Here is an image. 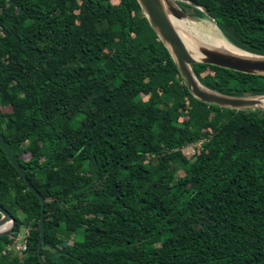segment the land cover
<instances>
[{
    "label": "trees",
    "instance_id": "16d2710c",
    "mask_svg": "<svg viewBox=\"0 0 264 264\" xmlns=\"http://www.w3.org/2000/svg\"><path fill=\"white\" fill-rule=\"evenodd\" d=\"M178 3L264 55V0ZM193 70L264 95V75ZM0 131L47 200L46 264H264V109L197 99L138 0H0ZM0 205V264H42L41 201L1 146ZM24 227L25 256L1 254Z\"/></svg>",
    "mask_w": 264,
    "mask_h": 264
},
{
    "label": "water",
    "instance_id": "95a60500",
    "mask_svg": "<svg viewBox=\"0 0 264 264\" xmlns=\"http://www.w3.org/2000/svg\"><path fill=\"white\" fill-rule=\"evenodd\" d=\"M138 1L152 27L158 32L160 38L171 50L188 89L197 99L210 105L237 110L264 109V107H257V97H262L264 95L231 96L212 90L201 82L203 85L202 87L198 82L199 78L193 70L194 64L205 63L243 73L264 75V55L253 53L245 49L243 50L251 55H240L221 48L202 46L200 48L202 57L195 58L175 25V20L191 18V14L181 7L179 3H174L172 0ZM205 11L207 17L215 21L208 10ZM0 146L4 149L12 164L20 172L22 178L27 183L28 189L37 195L41 201L42 214L39 220L40 237L37 244L40 261L42 264H46L41 252L46 240L45 218L47 200L30 181L26 168H24L15 157L1 131ZM0 214V237L12 234L15 229L16 218L2 205H0Z\"/></svg>",
    "mask_w": 264,
    "mask_h": 264
},
{
    "label": "bare ground",
    "instance_id": "6f19581e",
    "mask_svg": "<svg viewBox=\"0 0 264 264\" xmlns=\"http://www.w3.org/2000/svg\"><path fill=\"white\" fill-rule=\"evenodd\" d=\"M172 1L176 3L178 0ZM175 25L195 58L202 57L200 51L202 46L221 48L240 55H251L232 43L215 24L198 22L191 17L175 20ZM198 82L203 87L199 79ZM257 101V107H264V96L257 97Z\"/></svg>",
    "mask_w": 264,
    "mask_h": 264
},
{
    "label": "built area",
    "instance_id": "2783aa9c",
    "mask_svg": "<svg viewBox=\"0 0 264 264\" xmlns=\"http://www.w3.org/2000/svg\"><path fill=\"white\" fill-rule=\"evenodd\" d=\"M207 141L208 138L200 139L196 142L186 145L182 149V151L187 157H192L191 154L195 155L197 151L201 149ZM186 147L190 149L188 153H186L185 151ZM23 233H19L17 237L13 240V242L9 246H7L1 254L7 255L9 252H13L17 256L23 258L25 256V250L27 249L28 245V236L30 235V228L27 229L26 233Z\"/></svg>",
    "mask_w": 264,
    "mask_h": 264
},
{
    "label": "rangeland",
    "instance_id": "374dc122",
    "mask_svg": "<svg viewBox=\"0 0 264 264\" xmlns=\"http://www.w3.org/2000/svg\"><path fill=\"white\" fill-rule=\"evenodd\" d=\"M177 3H178V1H177ZM192 18H194L196 21H198V22H203V23H205V24H215L216 26H217V24H216V22L215 21H213L211 18H209V17H207V18H197V17H192ZM145 99H147V97H145ZM185 151H186V153H188L189 151H190V149L189 148H185ZM183 152V151H182ZM191 156L193 157L194 155H192L191 154ZM177 182H181L182 181V176H180V175H177ZM27 229L28 228H26V227H24V228H22L21 229V231H20V233H26L27 232ZM23 233V234H24ZM83 238V235L82 234H77V235H74L73 237H72V240H81Z\"/></svg>",
    "mask_w": 264,
    "mask_h": 264
}]
</instances>
